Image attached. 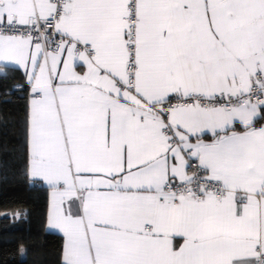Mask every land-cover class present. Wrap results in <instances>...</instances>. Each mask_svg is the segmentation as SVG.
<instances>
[{"label": "snow or ice", "instance_id": "6c2138e0", "mask_svg": "<svg viewBox=\"0 0 264 264\" xmlns=\"http://www.w3.org/2000/svg\"><path fill=\"white\" fill-rule=\"evenodd\" d=\"M0 61L63 264H264V0H0Z\"/></svg>", "mask_w": 264, "mask_h": 264}, {"label": "trees", "instance_id": "16d2710c", "mask_svg": "<svg viewBox=\"0 0 264 264\" xmlns=\"http://www.w3.org/2000/svg\"><path fill=\"white\" fill-rule=\"evenodd\" d=\"M28 95L29 87L21 71L3 67L0 71V264H61L62 237L45 228L48 189L32 183L27 173ZM261 115L264 116V108ZM261 120L264 119L255 122Z\"/></svg>", "mask_w": 264, "mask_h": 264}, {"label": "crops", "instance_id": "0c3cea01", "mask_svg": "<svg viewBox=\"0 0 264 264\" xmlns=\"http://www.w3.org/2000/svg\"><path fill=\"white\" fill-rule=\"evenodd\" d=\"M16 67L18 68L21 73L23 74L25 83L28 85L29 87V95H28V115H27V149H28V162H27V173H28V177L31 180L32 183L38 184V185H42L44 187H46L48 189V201H47V207H46V219H45V228L47 231L50 232H54V233H58L61 237H62V250H61V256H60V261L61 264H63V247H64V243H65V238L63 236V233L59 232L57 229L51 228L48 224V220H49V215L51 212V189L49 188V186L41 179L39 178H33L30 173H29V168H30V151H29V143H28V127H29V115H30V100H31V88L27 82V77L25 76V70L20 67L19 65L15 64V62L13 61H0V71L2 70L3 67ZM61 70H62V65H61ZM78 72H83V69L80 67H77L76 69ZM261 114H262V109H261ZM234 128L236 131H243V127L239 125V122H235L234 123ZM254 127L256 128H260V127H264V120L259 121L258 123L254 122ZM211 134L207 133L205 134V141L206 142H211ZM194 142V141H193ZM191 162V161H190ZM189 173L190 170L188 169ZM71 211L74 215L79 214V204L78 201L73 200L71 202ZM183 244V238L182 237H176L173 239V245L174 247L178 250L179 247Z\"/></svg>", "mask_w": 264, "mask_h": 264}, {"label": "built area", "instance_id": "2783aa9c", "mask_svg": "<svg viewBox=\"0 0 264 264\" xmlns=\"http://www.w3.org/2000/svg\"><path fill=\"white\" fill-rule=\"evenodd\" d=\"M33 35L34 36L38 35V33H33ZM47 35L51 36V29L48 30ZM57 39H59L58 35L56 37H53V40H57ZM53 47H54V45H53ZM173 102H175V101H173ZM194 163L195 162H193V161L190 162V164H194ZM189 170H190V174H191L193 171H195V168L194 167H189ZM200 175H205V174L204 173H200Z\"/></svg>", "mask_w": 264, "mask_h": 264}]
</instances>
